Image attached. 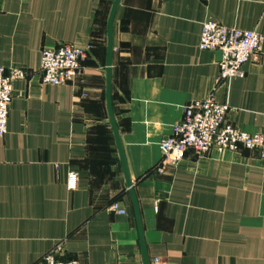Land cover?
<instances>
[{"label": "crops", "instance_id": "0c3cea01", "mask_svg": "<svg viewBox=\"0 0 264 264\" xmlns=\"http://www.w3.org/2000/svg\"><path fill=\"white\" fill-rule=\"evenodd\" d=\"M115 0H0V65L14 81L0 137V264H144L111 123L108 23ZM264 35V0H120L113 22L111 97L150 264H264V159L258 151L190 149L156 171L161 140L193 100L228 103L227 121L264 129V50L245 76L223 80L201 50L203 23ZM88 48L65 85L43 84L41 51ZM58 166V168H57ZM70 172L79 185L69 191ZM119 202L126 214L111 212ZM61 247V251L57 249Z\"/></svg>", "mask_w": 264, "mask_h": 264}, {"label": "built area", "instance_id": "2783aa9c", "mask_svg": "<svg viewBox=\"0 0 264 264\" xmlns=\"http://www.w3.org/2000/svg\"><path fill=\"white\" fill-rule=\"evenodd\" d=\"M201 50L221 51L219 61L220 77L229 80L244 77V65L250 60H258L264 50V35L254 29H242L224 25L215 19L203 23L199 41ZM88 48L72 42L62 43L56 48L44 47L41 51V80L43 84L65 85L73 83L82 75L84 61L88 57ZM26 72L19 67L8 71L0 65V137L7 133L8 116L14 96V81L24 78ZM228 103H222L209 95L204 99L193 100L184 107L183 117L172 132L160 142L162 153L156 171L163 173L166 166H177L190 149L198 154L212 150L238 151L242 148L258 151L264 159V129L248 132L227 121ZM58 168V166H57ZM79 185V174L70 172L67 180L69 191H75ZM111 212L125 215L126 209L119 202L109 206ZM61 247L57 251H61ZM45 264H82L78 261H62L55 252L48 253ZM155 264L160 260L156 259ZM92 264V263H88Z\"/></svg>", "mask_w": 264, "mask_h": 264}, {"label": "water", "instance_id": "95a60500", "mask_svg": "<svg viewBox=\"0 0 264 264\" xmlns=\"http://www.w3.org/2000/svg\"><path fill=\"white\" fill-rule=\"evenodd\" d=\"M120 0H115L113 7H112V11L110 14V18H109V23H108V90H107V100H108V110H109V115H110V119H111V123L113 126V130H114V134L116 137V141H117V145H118V150L120 153V159H121V163L123 166V170H124V174L126 177V182H127V186L129 187V192H130V197H131V201H132V206H133V210H134V214L136 217V221H137V226H138V230H139V236H140V243H141V247H142V251H143V257H144V264H150L149 259L147 257V252H146V247H145V241H144V236H143V227H142V221H141V215H140V210H139V204H138V200L135 194V190L133 188V185L131 183V179L129 176V172H128V168H127V163L125 160V154L123 151V147H122V143H121V139H120V135H119V131H118V127L115 121V117H114V113H113V107H112V97H111V66H112V53H113V22H114V18H115V14L117 11V6L119 4ZM218 57L221 60L222 57V53L221 51H217Z\"/></svg>", "mask_w": 264, "mask_h": 264}]
</instances>
